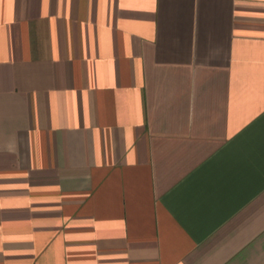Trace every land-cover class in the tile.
Instances as JSON below:
<instances>
[{"label": "crops", "instance_id": "obj_1", "mask_svg": "<svg viewBox=\"0 0 264 264\" xmlns=\"http://www.w3.org/2000/svg\"><path fill=\"white\" fill-rule=\"evenodd\" d=\"M0 264H264V0H0Z\"/></svg>", "mask_w": 264, "mask_h": 264}]
</instances>
